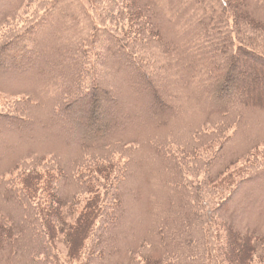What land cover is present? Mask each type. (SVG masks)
<instances>
[{
    "label": "trees",
    "instance_id": "obj_1",
    "mask_svg": "<svg viewBox=\"0 0 264 264\" xmlns=\"http://www.w3.org/2000/svg\"><path fill=\"white\" fill-rule=\"evenodd\" d=\"M22 6L0 16V95L12 98L0 105V150L12 135L44 146L0 177V264L34 243L21 229L27 216L15 221L9 204L35 208L45 244L66 233L82 264H162L138 251L132 258L112 232L117 225L121 235L125 202L143 194L157 163L186 182L182 163L207 164L202 181L228 214L217 223L227 261L264 263V233L230 213L242 187L264 182V0H62L20 17ZM52 132L63 148L45 147ZM64 179L91 195L72 224ZM146 209L154 215L155 205ZM150 231L142 225L149 243Z\"/></svg>",
    "mask_w": 264,
    "mask_h": 264
},
{
    "label": "rangeland",
    "instance_id": "obj_2",
    "mask_svg": "<svg viewBox=\"0 0 264 264\" xmlns=\"http://www.w3.org/2000/svg\"><path fill=\"white\" fill-rule=\"evenodd\" d=\"M60 1L62 2V0H29L24 3V0H0V16L5 14L9 16L10 12L21 3L23 6L20 8V12L18 11L20 17L23 14L30 15L34 12L35 16H39L42 10H38V7L41 8L42 5H47L45 8H48L50 5H55V3H59ZM82 2L87 4V0H82ZM10 21L12 22L13 20L11 19ZM8 99L12 98L0 95V105H3V102H6ZM58 131L59 129L55 130V133L59 134ZM55 133L52 132L50 138L45 140V147L46 145H49V147L51 145H59V147H62V139L56 138ZM250 135L257 136L259 132H255L254 134L250 133ZM18 137L12 135V139L7 142L9 145L7 146L8 150L4 152L0 150V177L7 176L5 170L11 168L13 162L22 160L20 157L17 159L20 154L27 150L34 153L33 151L37 148L44 146L41 143H33V141L26 144L28 141H20ZM24 138H28V136ZM14 143H17V145H13ZM245 144V137L236 139V145L238 147H243ZM63 145L65 146L64 143ZM32 153L28 154L27 158L30 157ZM73 155L65 157L72 158ZM120 159V156L115 158V160L123 166L125 161ZM138 160L143 162L142 166H145L146 163L143 160V156L138 158ZM48 161L49 159L45 160L43 166H45ZM63 161L67 162L66 159ZM251 161L252 159L247 162ZM244 162L245 160L241 159L236 167H240ZM135 165L136 164L132 165L133 169L131 168V170L138 173V170L135 169ZM183 165L185 167L184 170L187 182L178 180L175 174L170 170L169 173L166 165L161 168V164L157 163L154 166L155 169H158L159 173L155 175L151 183L144 185L145 191H143L142 195H132L131 198H127L125 202V208H128L127 216L124 219L122 218V223L118 225L121 235L120 233H116V225V228L114 227L112 229L114 233L113 238L114 240H120V238H122V249L130 250L132 252L131 256L134 259H137L138 251V253H142L140 255L143 258H153L155 256L156 258H161L163 261L161 262L162 264H230L227 260L230 261L231 259H228L225 251L227 245L226 234L222 229L219 230L217 225V223L222 220H228V214H221V211L217 210L220 201L214 199L215 193L213 192L210 194L208 186H205V182L202 181L204 174L201 175V173L205 172L206 176H208L209 172L205 170H209V168L207 164L192 165L182 163V166ZM48 167L53 168L54 164L50 163ZM220 169L221 167L219 166L214 172ZM130 179H133L138 186L139 183L142 184L143 180L141 179V175L137 176V174L133 175ZM169 181H172L175 185L173 188L169 187ZM149 185H155V187L149 189ZM109 190H111V186H109L108 191ZM101 192L105 193V188L102 189ZM62 193L71 198V200L68 201L75 204L74 206L72 204V206L69 207L70 209L67 210V212H69V214L71 212L73 216L71 215L66 221L72 224L76 221L81 209L90 199L91 195L78 189L76 183H74L72 179H70V181H67V179L62 180L61 196L64 197ZM239 194L240 197L237 204L234 210L230 212L231 216L234 215L236 217L237 214L242 217L241 220L238 219L239 223L244 224L246 222L249 227L264 233V182H259V180H257L247 184L239 190ZM74 200H76V202H74ZM1 202L0 199V206H2ZM30 205L32 206V204ZM152 205H155L154 215L152 212L147 214L146 212L148 211L146 207ZM7 207L9 209V214L13 216L15 221H17L18 218L20 219L23 215L27 216V220L32 219V221L26 220L23 225L24 227H21V229L24 237L28 235V238L32 239L34 243H28L22 254H4L1 264H82V256H76L71 252L70 242L67 241L69 236L66 235V233H62V235L59 236L60 238L54 242V247H51L50 244H45L48 242V239L45 238L46 240H43L42 238V232L44 233V231L40 221H37L33 217V212L36 215L34 207H32V214L18 205L9 204ZM14 211H19L20 213L15 215ZM19 219L17 222H19ZM111 219L112 217L109 218L108 221ZM149 222H151V231L149 235L151 243H149L141 233L142 225L149 224ZM12 223L14 225L16 224V222ZM237 227L242 229L240 226ZM117 247L119 249L121 246L117 245ZM94 248L96 251L99 249L98 246ZM238 252L239 251L236 249L234 254H238ZM31 255H41L44 260L31 259ZM231 256H233V252ZM107 259L109 258L107 257ZM252 263L260 264L255 260Z\"/></svg>",
    "mask_w": 264,
    "mask_h": 264
}]
</instances>
